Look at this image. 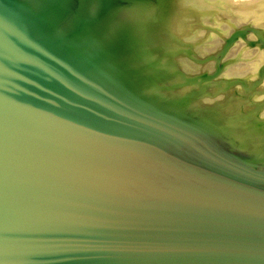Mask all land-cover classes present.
<instances>
[{"label": "water", "instance_id": "water-1", "mask_svg": "<svg viewBox=\"0 0 264 264\" xmlns=\"http://www.w3.org/2000/svg\"><path fill=\"white\" fill-rule=\"evenodd\" d=\"M0 264H264V0H0Z\"/></svg>", "mask_w": 264, "mask_h": 264}]
</instances>
